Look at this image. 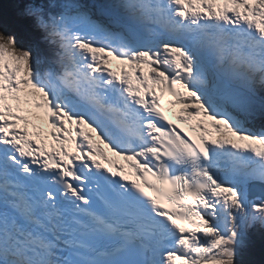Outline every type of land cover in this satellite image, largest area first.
<instances>
[{"label": "snow or ice", "instance_id": "6c2138e0", "mask_svg": "<svg viewBox=\"0 0 264 264\" xmlns=\"http://www.w3.org/2000/svg\"><path fill=\"white\" fill-rule=\"evenodd\" d=\"M18 2L44 43L0 12V264H247L264 0Z\"/></svg>", "mask_w": 264, "mask_h": 264}, {"label": "trees", "instance_id": "16d2710c", "mask_svg": "<svg viewBox=\"0 0 264 264\" xmlns=\"http://www.w3.org/2000/svg\"><path fill=\"white\" fill-rule=\"evenodd\" d=\"M18 7V0H0V12L3 13L4 19L7 20L12 27L16 28L20 32L21 37H23L25 42H34L37 44V35L30 27V22L17 15L16 11L18 10ZM39 44L43 45L42 43ZM257 121L259 123L257 124L258 127L261 125L264 126V118L258 117ZM261 122L263 124L260 125ZM263 244L264 243L262 239L259 237L257 240H252L250 242V246L242 252V254H245L247 257H249V260L246 261L247 264H264V252L262 251L264 250ZM257 254H259V257L255 256ZM251 255L254 256L251 257ZM260 255L263 256L261 257Z\"/></svg>", "mask_w": 264, "mask_h": 264}, {"label": "rangeland", "instance_id": "374dc122", "mask_svg": "<svg viewBox=\"0 0 264 264\" xmlns=\"http://www.w3.org/2000/svg\"><path fill=\"white\" fill-rule=\"evenodd\" d=\"M97 0H83V2L84 3H86L89 7H91L92 5H94L95 4V2H96ZM89 3V4H88ZM99 3H102V0H99ZM5 20V19H4ZM5 26L6 27H8L10 30H12V31H14L15 33H16V35H17V39H18V42H19V44L21 45V46H28V45H33V46H35L36 44L34 43V42H32V43H28V42H25L24 41V39H23V37H21V34H20V32L16 29V28H14V27H12L10 24H9V22L7 21V20H5ZM37 39H38V43H44L43 42V40L42 39H39L38 37H37ZM115 61H113L112 63H114ZM118 64V63H117ZM258 117H260L259 115H257V117L255 118V122L254 123H256V126H257V124H259L258 123V121L256 120ZM261 124H263L262 122L260 123V125ZM252 128H254L255 130H259V129H261V128H264V126H259V127H252ZM248 235H249V240H250V242L252 241V240H257V238H261L262 239V241H263V243H264V233H262L260 230H259V228L257 227V228H251V229H249L248 230ZM263 246H264V244H263ZM263 252H264V250H262ZM264 254V253H263ZM252 256H254V255H251V257ZM255 256H257V257H259V254H257V255H255ZM261 256V255H260ZM263 256V255H262ZM261 256V257H262ZM238 259H243V260H245V261H248L249 260V257H247L245 254H241V256L240 257H238Z\"/></svg>", "mask_w": 264, "mask_h": 264}, {"label": "water", "instance_id": "95a60500", "mask_svg": "<svg viewBox=\"0 0 264 264\" xmlns=\"http://www.w3.org/2000/svg\"><path fill=\"white\" fill-rule=\"evenodd\" d=\"M248 198L250 200L256 198H264V185L254 184L248 189Z\"/></svg>", "mask_w": 264, "mask_h": 264}, {"label": "bare ground", "instance_id": "6f19581e", "mask_svg": "<svg viewBox=\"0 0 264 264\" xmlns=\"http://www.w3.org/2000/svg\"><path fill=\"white\" fill-rule=\"evenodd\" d=\"M85 1V0H84ZM103 2H105V0H102V3ZM89 4V3H88ZM95 4H99V0H97L96 2H95ZM17 12V11H16ZM10 17V16H9ZM116 63H118V62H116ZM118 67H119V64H116ZM257 120V119H256ZM255 121L253 120L252 122H251V124L249 125L250 127H258V125L256 126V123H254ZM254 123V124H253ZM118 158H120V157H118Z\"/></svg>", "mask_w": 264, "mask_h": 264}]
</instances>
